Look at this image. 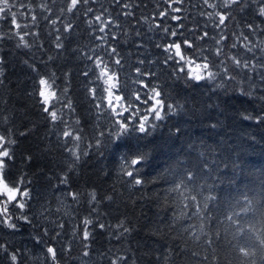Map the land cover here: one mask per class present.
<instances>
[{
	"label": "trees",
	"instance_id": "16d2710c",
	"mask_svg": "<svg viewBox=\"0 0 264 264\" xmlns=\"http://www.w3.org/2000/svg\"><path fill=\"white\" fill-rule=\"evenodd\" d=\"M67 2L36 0L34 8L45 33L52 26L43 16L64 22L73 19L70 13L61 15ZM102 2L107 6V0ZM210 2L220 4L222 0ZM41 3H47V11L39 8ZM153 6L148 4L143 11L154 25L159 21L153 18ZM92 7L98 10L100 0ZM211 11L200 0H186L181 14L187 17L184 24L192 29L195 21L205 24L207 17L201 12ZM60 26L58 22L56 27ZM147 27L145 24V32ZM230 27L236 32L246 30L242 24L232 23ZM76 31L81 44L86 43L87 35L81 29ZM253 39L259 43L262 38ZM8 50L11 55V45ZM25 51L17 50V56L10 57L5 66L7 79L0 86V115L11 119L0 125V132L11 126L17 133L13 137L17 139L15 160L8 172L13 181L26 173L34 191L44 197L40 201L43 207L38 205V211L44 214L41 223L64 224L66 234L57 226L59 243L51 241L58 250L56 264H110L119 255H128L135 264H264V91L257 88L250 92L235 85L221 89L215 82L185 78L165 79L164 99L174 104L175 110L164 108L163 119L153 121L154 127L146 134L132 130L117 143L107 144L101 150L103 155L97 152L91 133L98 135L108 125L103 118L99 122L90 120L87 139L81 144V151L89 154L81 156L69 173V185L62 186L57 176L67 172L69 157L58 150L45 151L46 126L26 95L28 77L34 74L19 62L28 58L22 55ZM82 67L83 62L74 56L50 65L58 74H73L72 95L79 101L78 112L87 108L75 75ZM115 102L117 107L120 102ZM121 104L127 107L126 102ZM34 123L36 127L28 135H18L32 129ZM94 124L99 126L94 128ZM128 140L147 153L141 170L145 183L140 187L127 186L123 182L127 178L119 172ZM88 143L93 147L87 148ZM28 155L32 157L30 162L25 161ZM50 177L53 187L49 186ZM58 185L65 188L64 193L55 190ZM92 190L98 199L113 196V202L103 201L99 210L112 224L124 219L136 229L127 240L117 241L108 232L96 230L82 242L78 225L89 215L87 199ZM67 192H80V203L73 202ZM8 232L0 227V235L12 239L13 246L20 249L21 264H53L46 255L47 245L35 244V232L30 227L22 225L15 237H8ZM61 247L63 254L59 252ZM0 264L9 262L0 257Z\"/></svg>",
	"mask_w": 264,
	"mask_h": 264
},
{
	"label": "snow or ice",
	"instance_id": "6c2138e0",
	"mask_svg": "<svg viewBox=\"0 0 264 264\" xmlns=\"http://www.w3.org/2000/svg\"><path fill=\"white\" fill-rule=\"evenodd\" d=\"M97 2L68 0L61 15L70 13L73 19L64 22L43 16L52 26L45 33L34 8L36 0H0V86L7 79L5 66L9 58L16 57L17 50H27L22 55L28 58H20L19 62L34 74L28 77L26 95L46 126L43 140L48 147L45 151L58 150L69 157L67 172L57 176L59 185H69V173L81 156L89 154L81 151V144L87 139L86 126L90 120L99 122L103 118L108 125L98 135L95 131L91 133L97 152L103 155L101 150L107 144L117 143L132 130L146 134L154 127L153 121L163 119L164 108L175 110L176 106L164 99L165 79L185 78L215 82L221 89L235 85L246 87L250 92L257 88L264 91V27H261L264 0H222L220 4L200 0L205 8L213 11L201 12L207 17L205 24L195 21L196 27L192 29L184 24L187 17L181 14L186 0H107V6L100 0L98 10L92 7ZM148 4L154 5L151 12L159 21L154 25L143 11ZM39 8L47 11L48 5L41 3ZM58 22L60 27H56ZM232 23L242 24L246 30L236 32L230 27ZM145 24L148 25L146 32ZM77 29L87 35L86 43L81 44ZM254 37L262 39L258 43ZM74 43L76 47L72 46ZM71 56L83 62L75 75L87 108L79 112V101L72 95L73 74L67 71L58 74L50 68L57 60L67 61ZM113 96L117 101L126 102L127 107L122 110L114 107ZM10 119L0 115V125ZM35 127L34 123L32 129L18 135L26 136ZM14 135L17 133L11 126L0 132V227L9 230L8 237H15L22 225L30 227L35 232V244L47 245L46 255L56 264L58 250L51 241L59 243L61 232L56 231L57 226L65 234L66 229L60 221L55 226L51 222L41 223L44 214L38 211V205L43 207L40 201L44 197L34 191L26 173L15 181L10 178L8 169L15 160L13 149L17 144ZM124 146L128 152L121 156L119 166L121 177L127 178L123 182L129 187L143 186L141 170L147 153L135 148L130 140ZM92 147V143L87 144V148ZM31 159L30 155L25 156L26 162ZM51 179L49 186L53 187ZM59 185L55 190L64 193L65 188ZM67 195L80 203V192H67ZM105 200L113 202V196L98 199L95 190L88 194L89 215L78 225L82 242L88 241L96 230L108 232L117 241L127 240L136 231L124 219L115 224L108 221L99 210ZM73 235H76L75 229ZM0 241V257L6 258L9 264H21V252L13 246V240L0 235ZM63 251L61 247L60 254ZM110 264H135V259L119 255Z\"/></svg>",
	"mask_w": 264,
	"mask_h": 264
},
{
	"label": "rangeland",
	"instance_id": "374dc122",
	"mask_svg": "<svg viewBox=\"0 0 264 264\" xmlns=\"http://www.w3.org/2000/svg\"><path fill=\"white\" fill-rule=\"evenodd\" d=\"M120 103H119V105H117V107H116V102H115V97L113 96V104H114V107H116L118 110H122L123 108H125L124 106H123V104H121L122 102L121 101H119ZM87 263V261H85V264ZM82 264H84V263H82Z\"/></svg>",
	"mask_w": 264,
	"mask_h": 264
}]
</instances>
